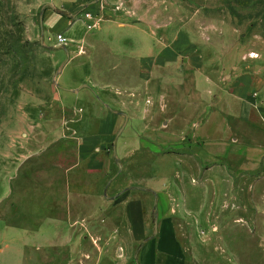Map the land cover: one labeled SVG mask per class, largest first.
<instances>
[{"label":"rangeland","instance_id":"374dc122","mask_svg":"<svg viewBox=\"0 0 264 264\" xmlns=\"http://www.w3.org/2000/svg\"><path fill=\"white\" fill-rule=\"evenodd\" d=\"M189 1L264 48V0ZM94 5L102 9L97 0H0V264H264V156L254 173L235 174L256 149L231 112L156 132L157 98L138 97L128 105L134 121L95 152L91 196L77 198V138L86 136L77 125L91 109H77L70 88L105 81L126 39L106 23L97 29ZM83 45L91 53L77 58Z\"/></svg>","mask_w":264,"mask_h":264},{"label":"crops","instance_id":"0c3cea01","mask_svg":"<svg viewBox=\"0 0 264 264\" xmlns=\"http://www.w3.org/2000/svg\"><path fill=\"white\" fill-rule=\"evenodd\" d=\"M97 1L102 9L98 5L92 9L103 17L97 29L106 23L108 31L119 30L126 39L125 45L112 47V60L121 64H108L105 81L88 79L90 87L81 88L82 81L77 88H70L77 97V109L81 103L91 109L87 119L77 125L78 137L86 133L77 138V198L91 196L88 186L98 163L95 152L114 143L126 117L129 126L137 116L129 107L139 105L138 97L148 96L147 105L152 103L151 94L157 98L162 115L156 132L169 131L179 118L189 124L193 114L204 117V128L214 120L223 122L226 112L233 113L243 127L241 131L250 136L234 134L233 141L243 146L249 143L248 138L256 149L247 157V167L235 174L257 171L258 156H264V48L259 42L242 40L240 30L224 16L205 12L189 0ZM81 49L83 53H76L77 58L91 53L84 45ZM110 89L117 94H109ZM146 114L152 116L153 110ZM185 137L178 140L182 143ZM200 141L190 142L199 145ZM171 143L168 139L164 147Z\"/></svg>","mask_w":264,"mask_h":264},{"label":"built area","instance_id":"2783aa9c","mask_svg":"<svg viewBox=\"0 0 264 264\" xmlns=\"http://www.w3.org/2000/svg\"><path fill=\"white\" fill-rule=\"evenodd\" d=\"M86 17H87L88 19H90V20L94 18L93 15L90 14V13H87V14H86ZM93 27H97V24H95L94 26H90L89 28L92 29ZM57 40H58V42H59V44H60L61 46H65V45H67V44H66L67 39L65 38L64 35L60 34V35L57 37Z\"/></svg>","mask_w":264,"mask_h":264},{"label":"water","instance_id":"95a60500","mask_svg":"<svg viewBox=\"0 0 264 264\" xmlns=\"http://www.w3.org/2000/svg\"><path fill=\"white\" fill-rule=\"evenodd\" d=\"M41 22H42V24H43V18H42ZM42 26H43V25H42Z\"/></svg>","mask_w":264,"mask_h":264}]
</instances>
